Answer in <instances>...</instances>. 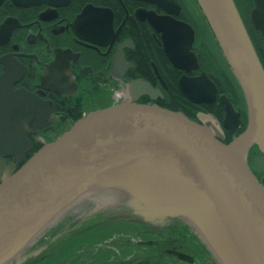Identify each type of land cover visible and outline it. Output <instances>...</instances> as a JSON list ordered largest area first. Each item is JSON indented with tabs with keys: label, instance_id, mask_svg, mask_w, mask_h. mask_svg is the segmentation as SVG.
I'll return each mask as SVG.
<instances>
[{
	"label": "water",
	"instance_id": "obj_1",
	"mask_svg": "<svg viewBox=\"0 0 264 264\" xmlns=\"http://www.w3.org/2000/svg\"><path fill=\"white\" fill-rule=\"evenodd\" d=\"M194 1L241 92L244 131L225 143L218 125L139 104L140 95L155 99L158 90L142 81L129 85L130 100L76 122L19 170L0 163V264L17 262L78 206L106 224L161 230L178 221L217 264H264V187L248 163L252 151L264 158V67L234 0ZM253 3L250 21L264 41V0ZM155 25L171 64L197 70L193 28L173 19ZM179 89L194 105L213 104L219 94L204 72L182 77ZM219 101L222 128L237 130L241 110L226 96ZM40 109L34 95L13 92L0 79V157L22 158Z\"/></svg>",
	"mask_w": 264,
	"mask_h": 264
},
{
	"label": "flooded vegetation",
	"instance_id": "obj_2",
	"mask_svg": "<svg viewBox=\"0 0 264 264\" xmlns=\"http://www.w3.org/2000/svg\"><path fill=\"white\" fill-rule=\"evenodd\" d=\"M165 1L0 0V79L13 92L34 95L42 110L28 124V145L22 158L4 156L0 163H12L19 170L76 122L130 100L129 85L138 81L159 92L155 99L140 95L139 104L181 112L196 122L200 114H209L199 110L220 103L222 94L219 92L213 104L194 105L181 93L179 81L205 72L197 40L199 27L218 55L216 43L194 0H170L172 4L163 6ZM165 19L193 28L197 70L186 72L171 64L164 33L155 25ZM262 47L264 50L263 38ZM205 73L215 83L214 76ZM171 79L185 100L171 96ZM224 135L225 141L226 132ZM248 163L264 187V158L252 151ZM12 264L217 263L183 223L177 221L161 230L130 223L106 224L91 217L87 208H80L58 219Z\"/></svg>",
	"mask_w": 264,
	"mask_h": 264
},
{
	"label": "trees",
	"instance_id": "obj_3",
	"mask_svg": "<svg viewBox=\"0 0 264 264\" xmlns=\"http://www.w3.org/2000/svg\"><path fill=\"white\" fill-rule=\"evenodd\" d=\"M251 7H253V1L249 0V2H246L245 8L250 9ZM248 33L249 36L252 40V43L258 53V56L264 66V51L262 50V37L260 35V33L258 31H256L252 25H250L248 28ZM203 54V53H202ZM204 55L207 59V52H204ZM210 55V59L212 61L213 67V76H214V80H215V84L220 92V94L222 95H226L230 101L233 103V105H238L243 107V99L241 96V92L237 86V83L235 82L233 76L231 75L229 69L227 68L224 60L221 57V61H218V63L216 62V60L214 59V57ZM223 63V64H222ZM171 85H170V94L174 99H184V97L182 96V94L177 90L176 88V84L175 81L171 79ZM179 101V100H178ZM180 101V102H181ZM244 110V109H243ZM199 111H203L205 113H209L211 115H213L218 121L222 122L223 118H224V107L221 103H216L212 106H208L205 107V109L203 110H199ZM246 113L245 110L243 111V115H242V123L241 126L235 130V131H227L226 132V140L225 143H229L232 138L238 134H240L241 132L244 131L245 126H246Z\"/></svg>",
	"mask_w": 264,
	"mask_h": 264
},
{
	"label": "rangeland",
	"instance_id": "obj_4",
	"mask_svg": "<svg viewBox=\"0 0 264 264\" xmlns=\"http://www.w3.org/2000/svg\"><path fill=\"white\" fill-rule=\"evenodd\" d=\"M247 1L248 0H236V3L239 7V10H240L243 18L246 21V25L249 27L251 25L250 12H251L253 7H251L250 9L245 8ZM199 31H200V29H199ZM199 31L197 32V40H198V43L200 42V44H201V48H202L201 52L203 53V54L201 53V66H202L203 71L207 72L208 74L213 75V73H212L213 72V70H212L213 64H212V61L210 59L209 53L211 54L212 57H214V59L216 60L217 63H218L217 59L221 62H222V60L220 59V57L218 55H216V52L214 50L212 43H209L208 41L205 40V38H204L206 35L205 30L202 29L203 33L202 32L200 33ZM262 50H263V47H262ZM204 52H207V54H208L207 59L204 55ZM204 118H212L215 122H217V120H215V118L213 116L204 115L203 113L199 115V119L202 120L203 122H206L204 120ZM217 125H218V127H220L218 122H217ZM80 208H85V207L78 206V207L71 209L69 212L75 213V211H78ZM69 212H67V213H69ZM55 224H56V222H55ZM55 224L51 225L50 227H53Z\"/></svg>",
	"mask_w": 264,
	"mask_h": 264
},
{
	"label": "bare ground",
	"instance_id": "obj_5",
	"mask_svg": "<svg viewBox=\"0 0 264 264\" xmlns=\"http://www.w3.org/2000/svg\"><path fill=\"white\" fill-rule=\"evenodd\" d=\"M253 8H254V6H253ZM253 8H252V9H253ZM238 11H239V8H238ZM199 29L201 30V29H203V28H200V27H199ZM261 63H262V62H261ZM262 65H263V64H262ZM263 67H264V66H263ZM204 120L210 122V123H211L213 126H215V127H216V125H217L216 122H214L211 118H209V119H207V118L205 119V118H204ZM122 224H124V223H122Z\"/></svg>",
	"mask_w": 264,
	"mask_h": 264
}]
</instances>
